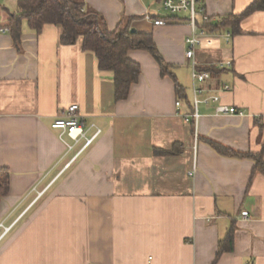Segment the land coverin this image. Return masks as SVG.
Instances as JSON below:
<instances>
[{"label":"crops","instance_id":"crops-1","mask_svg":"<svg viewBox=\"0 0 264 264\" xmlns=\"http://www.w3.org/2000/svg\"><path fill=\"white\" fill-rule=\"evenodd\" d=\"M82 1L110 30L136 16L132 28L152 33L187 99L177 98L173 79L161 76L147 51L128 52L141 73L129 96L115 101L112 73L98 69L81 39L61 44L60 25L36 33L23 22L19 48L0 33V168L10 172L0 201V264H213L231 224L233 250L214 264H264V175L250 182L253 160L208 144L262 151L264 159V10L244 18L235 35L207 33L203 16L217 21L252 0H199L204 33L194 61L223 71L195 86L236 113L217 114L218 102L209 101L198 105L194 122L186 121L194 94L185 16L156 26L145 13L162 16L144 0ZM74 103L86 128L102 133L65 166L74 152L51 123ZM174 143L181 145L176 154H154Z\"/></svg>","mask_w":264,"mask_h":264},{"label":"trees","instance_id":"trees-1","mask_svg":"<svg viewBox=\"0 0 264 264\" xmlns=\"http://www.w3.org/2000/svg\"><path fill=\"white\" fill-rule=\"evenodd\" d=\"M264 10V0H252L238 14H228L213 21L211 17L203 19L199 27L207 33H216L227 29L230 35L240 32V25L244 18L255 11ZM136 16L121 19L114 30H110L105 19L95 10L85 7L82 0H18L16 11L9 13L7 25L12 37L13 45L19 48L23 22L34 32L41 31L45 24H55L62 27L60 43L74 44L81 39L82 49L91 51L97 58L98 69L102 72H111L113 75L115 101L124 100L129 96L131 87L140 76V65L128 57L130 50L147 51L158 64L161 76H170L175 84L177 98L187 99L184 88L178 82L172 64L167 63L160 54L151 32L137 31L132 28L131 22ZM176 22L177 17H161ZM200 71L212 75L219 74L223 69L214 66L198 68ZM208 144L220 155L236 158H249L254 166L250 182L257 173L264 175V159L260 153L239 152L228 146L214 141ZM181 145L174 143L171 149H157L154 154L158 156L174 155ZM10 189V172L7 168H0V201ZM234 224H231L224 239L219 242L213 264L219 256L233 250Z\"/></svg>","mask_w":264,"mask_h":264},{"label":"built area","instance_id":"built-area-1","mask_svg":"<svg viewBox=\"0 0 264 264\" xmlns=\"http://www.w3.org/2000/svg\"><path fill=\"white\" fill-rule=\"evenodd\" d=\"M18 1V0H17ZM161 3L164 11L168 16L181 17L185 16V20L191 25L192 32L184 40L185 42V57L191 60V81L193 84V100H192V112L186 117V121L196 122L198 114V105L200 103H208L209 101L218 102L215 106V112L217 114H235L236 108L234 106H228L219 103L218 95H209L201 97L204 93V89L196 87V82H205L210 80L211 74L206 71L198 70L196 62L194 61L195 47L199 43V35L204 31L198 28L197 16L203 11V8L199 7V0H157ZM3 11V6L0 5V11ZM144 18L151 21L153 25H164L166 21L163 18L153 19L149 14H145ZM206 19V16H203ZM0 33H9V27L7 21H2V15L0 12ZM222 66V65H221ZM222 68V67H220ZM230 87L224 85L223 89L228 90ZM180 101H176V105H179ZM51 128L58 131V138L64 145L67 152H74L65 166H68L70 162L74 161L85 149L92 145V143L101 135L102 129L95 124L86 128L85 122L78 112V105L71 104L67 107L65 113L60 117H57L51 123ZM89 130H92L89 132ZM2 226V224L0 225ZM10 227H3V234L6 233Z\"/></svg>","mask_w":264,"mask_h":264},{"label":"rangeland","instance_id":"rangeland-1","mask_svg":"<svg viewBox=\"0 0 264 264\" xmlns=\"http://www.w3.org/2000/svg\"><path fill=\"white\" fill-rule=\"evenodd\" d=\"M16 4L17 0H0V5L3 6V11H0L1 15L4 14L5 17L9 18V13L16 11ZM144 5L146 6L147 10L152 13H158L162 17L168 15L167 12L162 8L161 3L157 0H144ZM184 75V83L182 84L186 87L185 91L188 93L190 91L189 74L185 73Z\"/></svg>","mask_w":264,"mask_h":264}]
</instances>
